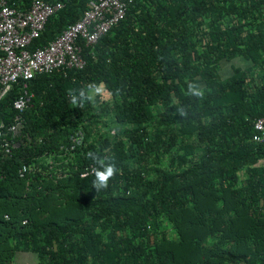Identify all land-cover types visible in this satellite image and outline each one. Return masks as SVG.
I'll list each match as a JSON object with an SVG mask.
<instances>
[{
	"label": "trees",
	"instance_id": "obj_1",
	"mask_svg": "<svg viewBox=\"0 0 264 264\" xmlns=\"http://www.w3.org/2000/svg\"><path fill=\"white\" fill-rule=\"evenodd\" d=\"M34 0H7L27 11ZM64 7L30 49L77 22ZM81 70L36 75L16 136L0 99V264H264V0H132L122 21L82 46ZM231 65L222 77V63ZM84 144L68 150L69 137ZM91 153V157H88ZM115 165L106 189L94 173ZM26 166L22 177L18 172Z\"/></svg>",
	"mask_w": 264,
	"mask_h": 264
},
{
	"label": "built area",
	"instance_id": "obj_2",
	"mask_svg": "<svg viewBox=\"0 0 264 264\" xmlns=\"http://www.w3.org/2000/svg\"><path fill=\"white\" fill-rule=\"evenodd\" d=\"M132 0H91L80 19L68 26L51 42L34 50L31 43L38 39L47 21L59 12L64 5L60 2L49 4L34 0L30 8L17 11L7 0H0V99L18 81H22V92L13 102L17 112L10 132L13 136L21 128L22 113L31 101L28 82L36 75L50 74L54 71L81 70L85 66L82 46H91L105 36L115 25L123 20ZM4 126L0 123V152L9 153L16 144L5 139ZM252 141L264 144V116L257 118L253 125ZM84 144V134L76 131L69 137L68 150L72 151ZM28 168L22 166L20 177ZM95 171L89 166L81 174L85 179Z\"/></svg>",
	"mask_w": 264,
	"mask_h": 264
},
{
	"label": "rangeland",
	"instance_id": "obj_3",
	"mask_svg": "<svg viewBox=\"0 0 264 264\" xmlns=\"http://www.w3.org/2000/svg\"><path fill=\"white\" fill-rule=\"evenodd\" d=\"M223 65L220 68L221 76L227 77L231 72V65H235L236 67H240L241 69H246L248 67V63L243 60H236L233 61L232 64L230 63H222ZM12 264H37V258L34 254L31 253H21L18 252L15 254Z\"/></svg>",
	"mask_w": 264,
	"mask_h": 264
},
{
	"label": "clouds",
	"instance_id": "obj_4",
	"mask_svg": "<svg viewBox=\"0 0 264 264\" xmlns=\"http://www.w3.org/2000/svg\"><path fill=\"white\" fill-rule=\"evenodd\" d=\"M91 153H88V157H91ZM115 165H108L103 167V170H95V179L93 181V188L96 191L106 189L108 187V181L112 179L117 173Z\"/></svg>",
	"mask_w": 264,
	"mask_h": 264
}]
</instances>
